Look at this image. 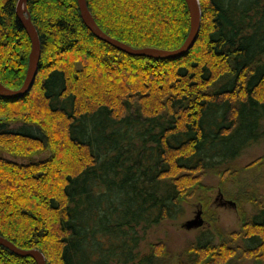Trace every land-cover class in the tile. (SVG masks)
<instances>
[{"label":"trees","instance_id":"16d2710c","mask_svg":"<svg viewBox=\"0 0 264 264\" xmlns=\"http://www.w3.org/2000/svg\"><path fill=\"white\" fill-rule=\"evenodd\" d=\"M18 1L0 0V81L14 89L32 49ZM87 1L107 34L134 47L175 49L190 32L186 0ZM200 3L193 47L156 58L98 37L78 0H28L41 58L29 92L0 95V148L29 159L0 153L1 235L40 249L46 264L173 262L164 240L143 251L149 231L181 217L190 197L204 200L203 176L228 177L264 136V0ZM256 205L232 232L242 244L203 231L177 264H226L239 250L264 261V202ZM0 264L38 263L0 243Z\"/></svg>","mask_w":264,"mask_h":264},{"label":"rangeland","instance_id":"374dc122","mask_svg":"<svg viewBox=\"0 0 264 264\" xmlns=\"http://www.w3.org/2000/svg\"><path fill=\"white\" fill-rule=\"evenodd\" d=\"M19 124L20 122H12L13 126ZM0 153L20 162L29 160L20 156L16 157L9 150L1 148ZM51 154V150L46 149L33 154L32 157L38 160ZM230 168L228 177L219 173H206L202 179L209 188L205 192L204 200L198 194L190 197L185 202L186 211L181 217L164 221L153 227L143 242V251L150 250L151 241L164 240L171 255H174L171 264H177V255L180 251L203 231H210L215 236L216 242L222 241L224 235L227 241L236 245L242 244L241 240L232 238V232L242 229L243 213L247 219L256 217L259 211L257 201L264 202V136L246 147L241 155L231 162ZM200 192L203 193V190ZM227 200H232L235 204L224 203ZM199 210H202L204 224L187 227L185 223L196 218ZM165 260L168 261L167 264H170L169 260ZM226 264H264V261L259 262L255 257L244 256L242 250H239L238 254Z\"/></svg>","mask_w":264,"mask_h":264},{"label":"water","instance_id":"95a60500","mask_svg":"<svg viewBox=\"0 0 264 264\" xmlns=\"http://www.w3.org/2000/svg\"><path fill=\"white\" fill-rule=\"evenodd\" d=\"M191 16V27L189 35L186 41L178 48L175 49H165V48H155V47H134L116 37H113L107 34L96 22L92 12L89 9L87 0H78V4L81 10L82 18L86 25L101 39L106 42L111 43L117 48L128 52L132 55H144L149 57L156 58H178L185 55L195 44L202 24V7L200 0H186ZM27 4L28 0H19L17 5V15L20 20L25 25L31 40H32V49L30 53L29 66L27 70L26 79L23 85L18 89H12L7 87L0 81V95L4 97H21L25 93L29 92L35 82L39 62L41 58V40L39 32L34 25L31 17L27 13ZM235 204L232 200H227L224 203ZM202 210L198 211L196 218L188 220L185 225L189 228L197 227L204 224V219L201 216ZM0 243L12 251L21 254V255H31L34 256L38 264H46V258L43 252L38 248L24 249L16 245L13 241L7 237L0 234Z\"/></svg>","mask_w":264,"mask_h":264}]
</instances>
